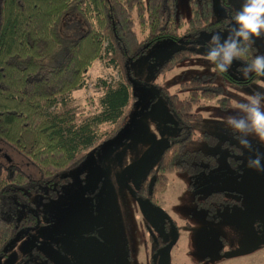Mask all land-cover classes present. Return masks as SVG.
Segmentation results:
<instances>
[{
    "label": "rangeland",
    "instance_id": "obj_1",
    "mask_svg": "<svg viewBox=\"0 0 264 264\" xmlns=\"http://www.w3.org/2000/svg\"><path fill=\"white\" fill-rule=\"evenodd\" d=\"M242 4L243 0H225V5L211 0V19L232 14L223 28L202 31L189 41H157L128 64L135 104L125 125L113 138L89 146L84 160L68 172V182L52 189L53 196L46 190V195L31 196L29 210L38 215L37 224L17 232L0 264H264V171L248 167L249 158L257 153L264 156V143L250 137L252 149H243L225 124L227 116L236 114L234 101H243L244 94L253 90L264 91V77L242 86H223L220 95L230 102L226 109L213 101L192 108L198 115L189 122L193 136L206 133L216 142L192 138L184 148L215 155L214 168L193 178L168 173L155 205L135 196L177 131L158 92L174 93L189 77L214 72L205 59L211 36L228 34ZM176 10L186 22V1L176 0ZM80 28L74 14H67L60 24L67 37ZM253 40L256 51L262 52L261 38ZM182 47L192 49L194 55L158 73L157 66ZM240 69L232 62L228 73L242 77ZM83 77L82 85L54 106L56 111H68L76 123L95 113L102 93L98 81L111 83L119 75L114 66L99 59ZM216 83L220 84L219 78ZM0 161L17 166L34 180L39 177L34 166L1 142ZM220 190L235 203L214 210L197 207L206 194Z\"/></svg>",
    "mask_w": 264,
    "mask_h": 264
},
{
    "label": "trees",
    "instance_id": "obj_2",
    "mask_svg": "<svg viewBox=\"0 0 264 264\" xmlns=\"http://www.w3.org/2000/svg\"><path fill=\"white\" fill-rule=\"evenodd\" d=\"M185 1L186 22L176 10V0H0V142L39 173L34 180L17 166L0 161V257L6 256L7 245L19 230L37 224L38 215L29 210L31 196L44 195L45 190L53 196L52 189L68 182V172L84 160L89 146L113 138L125 125L135 104L128 64L157 41H189L202 31L223 28L232 19L231 13L211 19V0ZM67 14L76 15L81 26L71 37L60 29ZM261 40L262 52L245 42L248 51L233 61L235 68L264 54V37ZM193 55L190 48L176 49L157 66V72H168ZM99 59L114 66L119 78L111 83L98 81L102 93L95 113L76 123L68 111H56L55 103L79 88L91 63ZM258 78L254 73L244 78L214 71L189 77L174 93L160 90L158 95L177 131L159 152L155 166L148 169L135 196L155 205L168 173L193 178L214 168L215 155L184 148L192 138L216 142L206 133L193 136L189 122L198 115L191 110L206 101L226 109L230 102L220 95L223 86H242ZM232 203L220 190L209 192L196 205L214 210Z\"/></svg>",
    "mask_w": 264,
    "mask_h": 264
},
{
    "label": "clouds",
    "instance_id": "obj_3",
    "mask_svg": "<svg viewBox=\"0 0 264 264\" xmlns=\"http://www.w3.org/2000/svg\"><path fill=\"white\" fill-rule=\"evenodd\" d=\"M253 37H264V0H243L241 8L234 13L233 23L226 36H211L205 59L212 63L214 71L227 72L232 62L243 56L254 43ZM240 73L244 78L250 74L264 77V54L254 57L243 66ZM243 101H234L236 114L225 118L226 126L235 134L234 138L243 149H252L250 137L264 143V91L253 90L244 94ZM264 156L257 153L249 158L248 167L264 171Z\"/></svg>",
    "mask_w": 264,
    "mask_h": 264
}]
</instances>
